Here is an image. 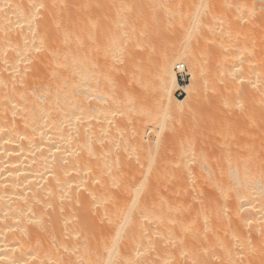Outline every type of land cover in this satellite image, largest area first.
I'll list each match as a JSON object with an SVG mask.
<instances>
[{
    "label": "bare ground",
    "instance_id": "6f19581e",
    "mask_svg": "<svg viewBox=\"0 0 264 264\" xmlns=\"http://www.w3.org/2000/svg\"><path fill=\"white\" fill-rule=\"evenodd\" d=\"M0 264H264V0H0Z\"/></svg>",
    "mask_w": 264,
    "mask_h": 264
},
{
    "label": "rangeland",
    "instance_id": "374dc122",
    "mask_svg": "<svg viewBox=\"0 0 264 264\" xmlns=\"http://www.w3.org/2000/svg\"><path fill=\"white\" fill-rule=\"evenodd\" d=\"M186 66H188L187 64H186ZM175 69H176V67H175ZM189 68L187 67V70H188ZM177 71V70H176ZM190 74H189V70H188V75H187V77H186V79L184 80V81H181L180 79H179V81H180V83L183 85V84H186V83H188V82H190ZM175 93L177 94V95H181V94H183V90L182 89H180V88H178L177 90H175ZM196 96V95H195ZM194 96V98H193V102H192V104L194 105H191L190 107H187V108H182V110H180V111H182V113L184 112V114L186 113L188 116L189 115H191V116H193L192 118H194V119H196V117H199V116H201V111H202V109L200 108L201 106H200V102L198 103V101L197 100H195L194 101V99H196V97ZM194 102H195V104H194ZM196 103H198V104H196ZM200 110V111H199ZM189 112V113H188ZM185 114V115H186ZM196 115V116H195ZM148 130V133H149V136L148 137H150V138H153V136H154V133L152 132V129L150 128V129H147ZM147 133V134H148ZM146 134V135H147Z\"/></svg>",
    "mask_w": 264,
    "mask_h": 264
},
{
    "label": "built area",
    "instance_id": "2783aa9c",
    "mask_svg": "<svg viewBox=\"0 0 264 264\" xmlns=\"http://www.w3.org/2000/svg\"><path fill=\"white\" fill-rule=\"evenodd\" d=\"M176 70L178 72V78L181 80V81H184L188 75V70H187V66L186 64L184 63H178L176 65Z\"/></svg>",
    "mask_w": 264,
    "mask_h": 264
}]
</instances>
